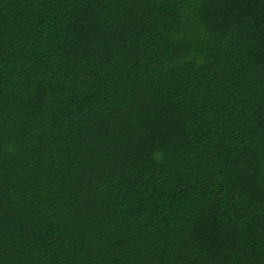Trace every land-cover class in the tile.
Listing matches in <instances>:
<instances>
[{
    "label": "trees",
    "instance_id": "trees-1",
    "mask_svg": "<svg viewBox=\"0 0 264 264\" xmlns=\"http://www.w3.org/2000/svg\"><path fill=\"white\" fill-rule=\"evenodd\" d=\"M0 264H264V0H0Z\"/></svg>",
    "mask_w": 264,
    "mask_h": 264
}]
</instances>
